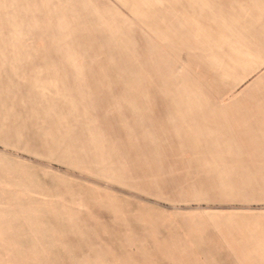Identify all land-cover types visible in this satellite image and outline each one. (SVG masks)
Segmentation results:
<instances>
[{"label":"rangeland","instance_id":"rangeland-1","mask_svg":"<svg viewBox=\"0 0 264 264\" xmlns=\"http://www.w3.org/2000/svg\"><path fill=\"white\" fill-rule=\"evenodd\" d=\"M254 114L264 0H0V264H264Z\"/></svg>","mask_w":264,"mask_h":264},{"label":"crops","instance_id":"crops-1","mask_svg":"<svg viewBox=\"0 0 264 264\" xmlns=\"http://www.w3.org/2000/svg\"><path fill=\"white\" fill-rule=\"evenodd\" d=\"M253 118L255 119L254 128L257 131L254 133L249 132L244 136L241 135L240 143L234 146L235 150H239V154H241L236 159H243L244 162L241 164L249 168L250 166L264 167V114H254ZM241 226H245L246 233H242L237 237L239 242L237 245L248 248L255 256L264 257V225L256 226L252 222H244ZM251 253L250 255H252ZM258 261L264 262V259Z\"/></svg>","mask_w":264,"mask_h":264},{"label":"bare ground","instance_id":"bare-ground-1","mask_svg":"<svg viewBox=\"0 0 264 264\" xmlns=\"http://www.w3.org/2000/svg\"><path fill=\"white\" fill-rule=\"evenodd\" d=\"M153 94V93H152ZM154 117V116H153Z\"/></svg>","mask_w":264,"mask_h":264}]
</instances>
